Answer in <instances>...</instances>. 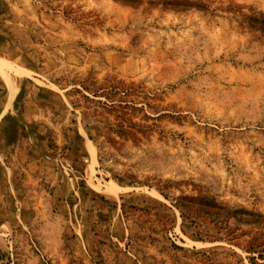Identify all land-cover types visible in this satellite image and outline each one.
Segmentation results:
<instances>
[{"label":"rangeland","instance_id":"obj_1","mask_svg":"<svg viewBox=\"0 0 264 264\" xmlns=\"http://www.w3.org/2000/svg\"><path fill=\"white\" fill-rule=\"evenodd\" d=\"M0 264H264V0H0Z\"/></svg>","mask_w":264,"mask_h":264}]
</instances>
